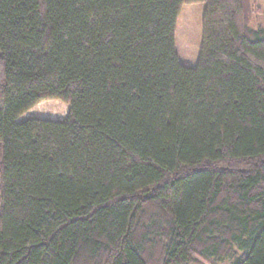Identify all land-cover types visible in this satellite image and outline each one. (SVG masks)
Instances as JSON below:
<instances>
[{
    "label": "trees",
    "instance_id": "1",
    "mask_svg": "<svg viewBox=\"0 0 264 264\" xmlns=\"http://www.w3.org/2000/svg\"><path fill=\"white\" fill-rule=\"evenodd\" d=\"M195 2L191 67L176 31ZM258 10L0 0V264H264ZM48 99L67 116L21 120Z\"/></svg>",
    "mask_w": 264,
    "mask_h": 264
},
{
    "label": "rangeland",
    "instance_id": "2",
    "mask_svg": "<svg viewBox=\"0 0 264 264\" xmlns=\"http://www.w3.org/2000/svg\"><path fill=\"white\" fill-rule=\"evenodd\" d=\"M254 7L259 10L255 13L252 27H264V0H252ZM206 8L205 2L187 3L182 6L181 13L177 22L176 46L177 53L181 63L196 67L200 55L202 43V20ZM68 105L59 99H48L40 102L28 112L21 116V120L30 117H56L62 119L68 114ZM53 115V116H51ZM231 260L223 262L215 261L214 264H230ZM191 264H213L209 262L191 263Z\"/></svg>",
    "mask_w": 264,
    "mask_h": 264
},
{
    "label": "crops",
    "instance_id": "3",
    "mask_svg": "<svg viewBox=\"0 0 264 264\" xmlns=\"http://www.w3.org/2000/svg\"><path fill=\"white\" fill-rule=\"evenodd\" d=\"M51 116H53V115H51ZM50 118H52V119H56V117H50ZM65 118V117H64ZM62 119H63V117H62Z\"/></svg>",
    "mask_w": 264,
    "mask_h": 264
}]
</instances>
